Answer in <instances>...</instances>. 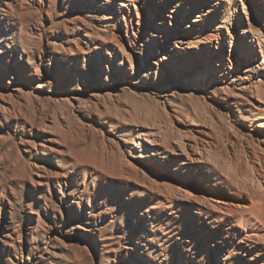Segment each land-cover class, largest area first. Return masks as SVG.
I'll list each match as a JSON object with an SVG mask.
<instances>
[{
    "label": "rangeland",
    "instance_id": "obj_1",
    "mask_svg": "<svg viewBox=\"0 0 264 264\" xmlns=\"http://www.w3.org/2000/svg\"><path fill=\"white\" fill-rule=\"evenodd\" d=\"M160 1L0 0V264H195L187 248L214 238L183 169L243 184L264 161L260 49L229 87L217 67L184 79L217 45L211 20L180 16L177 42ZM144 132L168 145L165 170Z\"/></svg>",
    "mask_w": 264,
    "mask_h": 264
},
{
    "label": "bare ground",
    "instance_id": "obj_2",
    "mask_svg": "<svg viewBox=\"0 0 264 264\" xmlns=\"http://www.w3.org/2000/svg\"><path fill=\"white\" fill-rule=\"evenodd\" d=\"M180 1L182 0L175 3L171 0H161L160 10L156 11V15H161L162 18L158 22H169L174 28L169 33L170 38L176 37L175 41L183 42L182 35L184 33L177 28L176 20L179 21L181 20L180 16H184V19L187 18L196 22L211 20L208 22L210 23L208 29L205 27L202 29H204L208 41L211 42L215 39L217 41L214 48L211 45L206 46V52L210 53L204 54L209 57L207 65L202 64L197 70H193L184 76V79L197 76L202 78L206 71L217 67L220 74L225 76L226 85L229 87L235 82L237 75L242 76L241 73L237 72L244 71L247 73L252 63L259 59L257 49L261 51L260 56L264 57V0H207L208 4L211 5L206 9L207 12L202 15H199L197 10L200 9L201 5L204 6V2L203 4L197 3L195 7V4L188 0L190 3L186 6L188 10L183 12L185 5ZM130 3H135L134 6L140 15L139 5L150 7L152 0H130ZM212 9H215V13L209 17L207 13L212 12ZM194 14H197L199 18L196 16L193 18ZM165 15L170 19H167ZM241 23H244L243 26L245 27H241L239 25ZM164 85L161 87L167 89L168 86ZM260 125L264 126L263 120ZM142 134L147 136L146 141L152 145L147 146L146 150L148 148L152 154L150 156H152L153 162L161 165L165 170L167 168L165 164L168 162V145H164L160 141L154 142L155 140L149 132ZM145 156L144 154L139 155L140 158ZM190 157V159L198 160L202 158L196 150L192 152ZM258 163V167L253 170L251 180L248 179L249 182L244 180L243 184L232 178L230 172V174L219 172L216 169L213 179L209 178L202 167H198L197 173H193L187 168L183 169L184 174L190 176V180L188 179L185 183L189 190L183 188L191 194L192 198L195 197L196 201L201 200L200 203L204 205L192 204L195 209L192 206L189 211L193 213L195 210L196 217L200 221L202 234L208 237V234L205 233L207 229V232L212 235L210 238H214L212 242L204 243L202 241L196 247L187 248L189 254L186 256L189 262L193 260L195 264H213L211 245H214L218 246L219 249L224 248L226 250V253H221V259L224 261L218 259V264H264V161L258 158ZM207 167L211 166L208 164ZM213 167L215 170L216 167ZM209 169L211 170V168ZM185 209H183L182 215L189 217L190 215ZM177 210L176 215L181 216L179 209ZM229 242H231V247L226 248ZM233 250H242L245 257L242 260L233 257Z\"/></svg>",
    "mask_w": 264,
    "mask_h": 264
}]
</instances>
